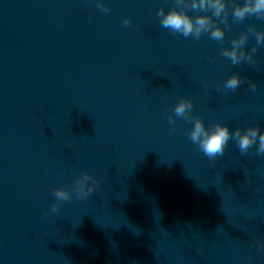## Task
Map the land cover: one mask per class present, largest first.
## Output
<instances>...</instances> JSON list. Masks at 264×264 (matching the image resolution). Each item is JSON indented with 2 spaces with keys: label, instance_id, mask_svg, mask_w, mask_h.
I'll use <instances>...</instances> for the list:
<instances>
[{
  "label": "clouds",
  "instance_id": "clouds-1",
  "mask_svg": "<svg viewBox=\"0 0 264 264\" xmlns=\"http://www.w3.org/2000/svg\"><path fill=\"white\" fill-rule=\"evenodd\" d=\"M96 4L102 11H109L103 0H96ZM189 10L198 14L193 16ZM229 11L236 22H243L253 16L264 19V0H174L173 7L167 11L161 7L157 16L160 17L161 26L173 34L199 39L202 34L208 33L211 39L222 43L225 39V29L230 27ZM123 23L127 26L131 21L126 18ZM221 24L224 27H221ZM250 35H254L255 45L247 50ZM230 43L231 47L222 48V56L228 58L233 65L241 62L254 65L256 63L254 54L264 45V31H258L255 25H249L247 32L232 38ZM242 83L244 81L240 75L234 74L224 82L223 88L235 91ZM249 87L253 92L257 90L254 81L249 83ZM192 110L193 102L190 99H181L175 105L173 114L168 117V122L173 126L172 131H175L177 118L193 121V127L188 132L189 138L209 159L223 156L230 139L236 142L241 155L247 154L254 145L256 154L264 155V132L257 126L230 131L226 124L216 123L207 128L200 117L192 116ZM97 187L98 182L94 176L87 172L81 173L71 188L53 189L52 194L56 203L51 205L50 211L59 213L62 202L71 200L73 195L78 199L87 198ZM253 243L255 244V241ZM260 246L264 247V243Z\"/></svg>",
  "mask_w": 264,
  "mask_h": 264
}]
</instances>
